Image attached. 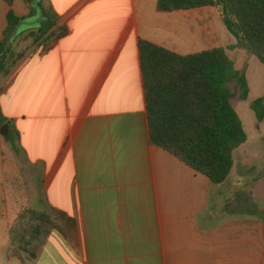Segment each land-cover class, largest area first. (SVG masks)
<instances>
[{"label":"crops","instance_id":"0c3cea01","mask_svg":"<svg viewBox=\"0 0 264 264\" xmlns=\"http://www.w3.org/2000/svg\"><path fill=\"white\" fill-rule=\"evenodd\" d=\"M21 1L24 13L0 0V38L8 9L35 14ZM40 1L66 32L42 50L13 43L23 53L0 77V264H264V222L258 246L257 222L224 207L239 198L221 191L228 176L211 183L148 142L137 41L178 54L217 47L216 9ZM22 208L64 219L13 255Z\"/></svg>","mask_w":264,"mask_h":264},{"label":"trees","instance_id":"16d2710c","mask_svg":"<svg viewBox=\"0 0 264 264\" xmlns=\"http://www.w3.org/2000/svg\"><path fill=\"white\" fill-rule=\"evenodd\" d=\"M3 1L10 6L13 0ZM38 5L40 20L16 29L3 53L14 26L28 16L6 11L0 38V77L23 53L16 51L13 43L30 40L42 50L65 34L66 27L56 23L51 6L40 0ZM203 6L218 10L220 23L233 37L230 46L178 54L139 39L137 52L148 142L211 183L219 184L231 170L233 150L246 140L241 121L229 103L225 83L235 79L241 98L246 97V84L227 49H241L264 64V0H155L154 5L160 12ZM248 106L256 121L264 120V91ZM3 122L0 115V125ZM57 216L64 219L56 210L49 214L20 209L9 231L10 253L19 255L17 248L25 245L39 248L48 229L57 226ZM28 220L33 223L26 228Z\"/></svg>","mask_w":264,"mask_h":264},{"label":"rangeland","instance_id":"374dc122","mask_svg":"<svg viewBox=\"0 0 264 264\" xmlns=\"http://www.w3.org/2000/svg\"><path fill=\"white\" fill-rule=\"evenodd\" d=\"M25 1L28 2L29 0ZM31 2L35 14L33 16H27L25 21L28 23L40 20L38 0H31ZM14 5L18 7V10L24 13L21 9V0H14ZM213 8L216 9L215 7ZM209 19L212 22L210 25L218 31L217 45L222 47L230 46L234 41L233 37L220 23L217 9L213 11V13L211 11ZM205 21L204 18L203 24ZM24 27V25H20L18 30H22ZM227 54L239 74L244 77L246 84V97L241 98V90L235 79L225 83L230 93L229 103L241 121L242 128L246 134V140L233 150V163L226 182L228 187L225 185L221 186V191H223L225 195H227L228 191L231 189H235V195L237 194L239 198L235 200V202L232 199L230 201L224 199L223 204L225 209L235 205V210L239 211L241 221L246 222L247 226L251 225L252 227L254 222H257L258 246H263L264 120L256 121L248 105L252 99L262 95L264 91V64L241 49H227ZM231 181H233V184Z\"/></svg>","mask_w":264,"mask_h":264},{"label":"water","instance_id":"95a60500","mask_svg":"<svg viewBox=\"0 0 264 264\" xmlns=\"http://www.w3.org/2000/svg\"><path fill=\"white\" fill-rule=\"evenodd\" d=\"M39 11H40V15H39V18H41V10H40V8H39ZM25 24H31V23H28V22H26V21H20V22H18L15 26H14V28L12 29V31H11V33L8 35V37L6 38V41H5V48H4V50H3V53L6 51V49L9 47V45H10V38L13 36V34L15 33V31H16V29H17V26L18 25H25ZM0 58H1V56H0ZM0 134L1 135H5L6 134V124H2L1 126H0Z\"/></svg>","mask_w":264,"mask_h":264}]
</instances>
